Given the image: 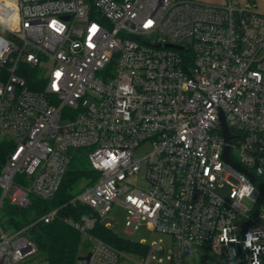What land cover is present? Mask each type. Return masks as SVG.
Listing matches in <instances>:
<instances>
[{"label":"built area","instance_id":"built-area-1","mask_svg":"<svg viewBox=\"0 0 264 264\" xmlns=\"http://www.w3.org/2000/svg\"><path fill=\"white\" fill-rule=\"evenodd\" d=\"M257 7L253 0H0V143L9 145L0 156V264L40 254L28 234L35 222L4 228L6 204L53 196L69 150L82 147L95 176L70 200L92 211L64 219L85 245L74 264L131 259L93 233L115 203L129 210L131 231L145 220L171 235L167 264H183L195 241L223 259L264 264L255 210V175H264ZM20 63L38 66L42 90L29 88ZM222 115L229 155L254 181L223 159ZM221 180L233 187L232 202L216 194ZM57 212L39 220L49 223ZM160 249L161 240L148 245L135 264H151Z\"/></svg>","mask_w":264,"mask_h":264},{"label":"trees","instance_id":"trees-1","mask_svg":"<svg viewBox=\"0 0 264 264\" xmlns=\"http://www.w3.org/2000/svg\"><path fill=\"white\" fill-rule=\"evenodd\" d=\"M17 72L25 78L32 90L39 91L44 88L45 82L38 66L33 67L27 63H20ZM8 148L9 145L4 144V142L0 143V156H5ZM86 151L87 149L83 147L69 150L71 158L68 168L59 189L53 196L42 198L30 194L29 204L24 207L9 203L5 206L4 216L7 215V217L3 220L4 228L17 230L30 222H35L29 228L28 234L36 241L40 254L50 264H74L85 246L80 231L66 223L64 219L69 217L80 218L83 214L92 211L82 201L70 202L87 184L93 181L90 177L95 176V172L89 167ZM255 177V184L259 190L255 207L257 211L264 204V175H255ZM53 209H57L58 212L51 222L45 223L39 220L40 216ZM93 233L120 250L138 254L147 253L148 245L146 243L123 237L101 222L97 223Z\"/></svg>","mask_w":264,"mask_h":264},{"label":"rangeland","instance_id":"rangeland-1","mask_svg":"<svg viewBox=\"0 0 264 264\" xmlns=\"http://www.w3.org/2000/svg\"><path fill=\"white\" fill-rule=\"evenodd\" d=\"M208 2H218L223 3L226 0H203ZM240 1V0H238ZM257 5L260 10L264 11V0H256ZM149 148L147 146L140 147L136 152L137 155L142 157ZM234 153L237 154V151L234 150ZM230 181L236 183V180L230 178ZM215 192L218 196L223 198L227 202H232L236 195L233 191V187L226 181L221 180ZM5 212L6 208L2 210V219L5 220ZM129 210L120 203H115L109 212L103 218V224H107L113 231L118 233L119 235L129 238L131 240L144 242L149 246H152L153 243L159 242L161 240V249L156 250L153 253V259L151 264H167L168 256L170 254V250L172 248L173 239L171 235L167 233H161L156 231L152 224L148 221L142 220L138 223L137 227L131 231L128 228L127 220L129 217ZM256 219L259 223L264 225V204L256 211ZM7 229V228H6ZM86 250V249H85ZM127 255L131 259H123L120 264H135V261L139 260L140 257L136 253L128 252ZM43 256L39 254L34 257V259L27 264H36L38 260H40ZM183 264H236L235 262L227 259H223L222 257L213 253L208 247L206 242H194V254L185 255Z\"/></svg>","mask_w":264,"mask_h":264},{"label":"water","instance_id":"water-1","mask_svg":"<svg viewBox=\"0 0 264 264\" xmlns=\"http://www.w3.org/2000/svg\"><path fill=\"white\" fill-rule=\"evenodd\" d=\"M167 46H172V45L171 44H167ZM221 119H222V126H223V135H224V138H225V142L227 143L226 144V147H225V150H224L223 159L227 163H229V164L233 165L234 167H236L237 169L245 172L250 177V179L254 181L253 174L251 172H249L247 169H245L244 167H242V165L239 162L234 161L230 157V155H229V150H230L229 141L232 138V135L229 132V129L227 127V124H226V121H225L223 115H222ZM247 228H248V223L246 222V223H244V225L242 227V236L244 235V233H245V231H246ZM88 256L89 255H87L86 257H88ZM79 258H82V257H79ZM239 264H241V263L239 262Z\"/></svg>","mask_w":264,"mask_h":264},{"label":"crops","instance_id":"crops-1","mask_svg":"<svg viewBox=\"0 0 264 264\" xmlns=\"http://www.w3.org/2000/svg\"><path fill=\"white\" fill-rule=\"evenodd\" d=\"M226 1H227V0H226ZM232 1H234V2H236V3H241V2H245V1H247V0H240V1H238V0H232ZM253 1H255V2L257 3L256 0H253ZM257 8H258L259 12L264 13V11L260 10L259 7H257Z\"/></svg>","mask_w":264,"mask_h":264}]
</instances>
